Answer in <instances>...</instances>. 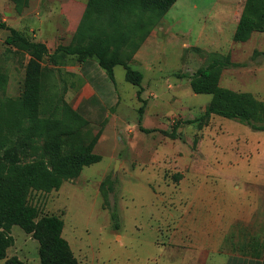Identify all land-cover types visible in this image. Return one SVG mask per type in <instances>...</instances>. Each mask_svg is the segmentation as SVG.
Listing matches in <instances>:
<instances>
[{"label": "rangeland", "instance_id": "1", "mask_svg": "<svg viewBox=\"0 0 264 264\" xmlns=\"http://www.w3.org/2000/svg\"><path fill=\"white\" fill-rule=\"evenodd\" d=\"M245 1L177 0L156 18L129 61L143 73L142 121L138 87L127 81L123 66L115 67L112 81L104 69L89 70L77 57L44 61L42 116L60 123L40 138L18 139L16 154L24 163L48 161L47 142L65 130L95 142L99 162L84 166L60 189L32 190L27 198L40 216L64 220L63 236L81 264L264 261V131L215 113L205 116L210 108H246L264 123V31L245 42L233 37ZM81 3L88 0H29L17 9L0 0V19L53 53L79 42L67 8ZM104 14L99 18L110 16ZM139 14L118 11L116 27L131 28ZM100 26L119 34L108 19ZM8 35L0 30V101L21 96L29 58L6 43ZM227 55L240 66L222 70L215 93H195L188 75L213 56ZM68 104L81 119L66 113ZM175 126L182 137L171 135ZM108 181L115 189L106 197L102 184ZM11 235L14 243L0 264L13 256L40 264L39 242L19 225Z\"/></svg>", "mask_w": 264, "mask_h": 264}, {"label": "trees", "instance_id": "2", "mask_svg": "<svg viewBox=\"0 0 264 264\" xmlns=\"http://www.w3.org/2000/svg\"><path fill=\"white\" fill-rule=\"evenodd\" d=\"M17 9L29 5V0H11ZM177 0H88L83 17L76 29L78 43L59 45L51 53L45 42L36 41L24 32L9 26L0 19V30H8L6 38L8 45H15L21 52L28 55L24 89L20 97L0 101V260L7 257L8 249L13 245L14 238L11 229L19 225L26 233L31 234L39 242L40 264H81L74 255L68 240L63 236L64 220L58 215L40 216L36 206L28 202V194L32 190H58L62 184L77 177L84 166L99 162L102 157L94 151L95 142H86L81 137L65 130L55 135L47 142L49 160L44 158L24 163L16 154L18 139L33 140L52 131L60 123L42 116L43 93L45 92L46 59L55 62L77 57L82 62L95 60L99 68L106 71L114 81V69L121 65L125 68L127 81L138 87L137 96L143 102L140 106V121H142L146 100L142 98L143 73L133 68L129 61L134 53L147 39L156 18L169 11ZM140 12L131 28L119 30L118 11ZM113 11V12H112ZM110 16H107V14ZM147 12V18L142 17ZM104 14L107 17L99 18ZM95 15V17H94ZM111 25L118 36L109 34L108 28L100 26L103 20ZM134 30L142 31L132 35ZM264 31V0H246L242 14L234 32V40L248 41L254 32ZM83 42H86L85 44ZM127 47V48H126ZM225 58V59H224ZM227 56H213L207 66L200 67L189 76L191 87L195 93L213 94L216 92L221 72L225 68L239 67ZM66 113L74 118H80L71 105H66ZM212 113L229 119H237L255 131H264V123L253 120L251 112L240 110H222L210 108L205 116ZM195 121V120H190ZM146 132L154 129L140 127ZM171 135L178 134L177 126ZM109 183L106 187V184ZM105 196L114 191L110 181L102 184ZM112 217L115 228L119 220L117 208L112 207ZM4 264H24L16 256L8 258ZM264 264V261L261 263Z\"/></svg>", "mask_w": 264, "mask_h": 264}, {"label": "crops", "instance_id": "3", "mask_svg": "<svg viewBox=\"0 0 264 264\" xmlns=\"http://www.w3.org/2000/svg\"><path fill=\"white\" fill-rule=\"evenodd\" d=\"M86 5L87 3H81V4H77L76 6H72L67 8V11L70 12V14L67 15V19H68V25H69V29L76 31V27H78L84 11L86 9ZM83 67H86L87 69L91 70L92 68H97L99 67L97 65V62L95 60H89V61H85L83 62Z\"/></svg>", "mask_w": 264, "mask_h": 264}, {"label": "water", "instance_id": "4", "mask_svg": "<svg viewBox=\"0 0 264 264\" xmlns=\"http://www.w3.org/2000/svg\"><path fill=\"white\" fill-rule=\"evenodd\" d=\"M119 160L117 161V164L115 165V168H114V173L116 172L117 168H118V164H119Z\"/></svg>", "mask_w": 264, "mask_h": 264}]
</instances>
